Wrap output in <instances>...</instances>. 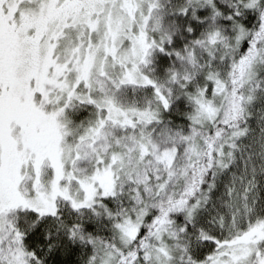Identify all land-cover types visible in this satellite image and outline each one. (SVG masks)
Masks as SVG:
<instances>
[{"label":"snow or ice","instance_id":"1","mask_svg":"<svg viewBox=\"0 0 264 264\" xmlns=\"http://www.w3.org/2000/svg\"><path fill=\"white\" fill-rule=\"evenodd\" d=\"M0 264H264V0H0Z\"/></svg>","mask_w":264,"mask_h":264}]
</instances>
